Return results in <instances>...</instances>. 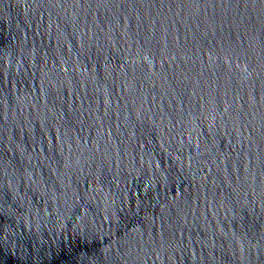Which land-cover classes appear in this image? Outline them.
Segmentation results:
<instances>
[{"label": "water", "instance_id": "water-1", "mask_svg": "<svg viewBox=\"0 0 264 264\" xmlns=\"http://www.w3.org/2000/svg\"><path fill=\"white\" fill-rule=\"evenodd\" d=\"M0 264H264V0H0Z\"/></svg>", "mask_w": 264, "mask_h": 264}]
</instances>
